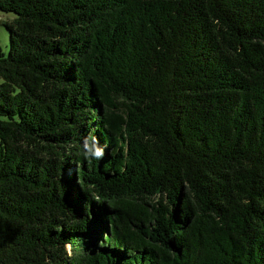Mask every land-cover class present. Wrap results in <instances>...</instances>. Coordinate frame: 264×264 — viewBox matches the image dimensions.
Returning a JSON list of instances; mask_svg holds the SVG:
<instances>
[{
	"label": "trees",
	"instance_id": "obj_1",
	"mask_svg": "<svg viewBox=\"0 0 264 264\" xmlns=\"http://www.w3.org/2000/svg\"><path fill=\"white\" fill-rule=\"evenodd\" d=\"M0 10V264H264V0Z\"/></svg>",
	"mask_w": 264,
	"mask_h": 264
},
{
	"label": "rangeland",
	"instance_id": "obj_2",
	"mask_svg": "<svg viewBox=\"0 0 264 264\" xmlns=\"http://www.w3.org/2000/svg\"><path fill=\"white\" fill-rule=\"evenodd\" d=\"M14 17L15 14L0 10V52L5 55L10 51V33L5 23Z\"/></svg>",
	"mask_w": 264,
	"mask_h": 264
},
{
	"label": "clouds",
	"instance_id": "obj_3",
	"mask_svg": "<svg viewBox=\"0 0 264 264\" xmlns=\"http://www.w3.org/2000/svg\"><path fill=\"white\" fill-rule=\"evenodd\" d=\"M84 155L86 158L89 159L90 162L92 158H97V159L101 158L103 156V151L98 148L94 153L85 152Z\"/></svg>",
	"mask_w": 264,
	"mask_h": 264
}]
</instances>
